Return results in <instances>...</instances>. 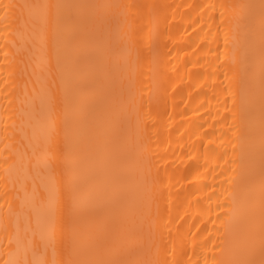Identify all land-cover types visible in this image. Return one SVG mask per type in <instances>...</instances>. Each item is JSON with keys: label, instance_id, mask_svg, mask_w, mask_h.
Masks as SVG:
<instances>
[{"label": "bare ground", "instance_id": "6f19581e", "mask_svg": "<svg viewBox=\"0 0 264 264\" xmlns=\"http://www.w3.org/2000/svg\"><path fill=\"white\" fill-rule=\"evenodd\" d=\"M66 3L120 6L88 10L104 55L87 88L119 158L108 212L143 235L139 258L218 264L238 171L241 95L234 12L221 5L259 0H0V8L17 6L7 18L0 11V264L24 258L17 239L31 241L29 264L69 258L48 227L49 177L65 192L67 183L62 42L51 24L41 33L38 9L24 7ZM49 95L59 134H49Z\"/></svg>", "mask_w": 264, "mask_h": 264}, {"label": "snow or ice", "instance_id": "6c2138e0", "mask_svg": "<svg viewBox=\"0 0 264 264\" xmlns=\"http://www.w3.org/2000/svg\"><path fill=\"white\" fill-rule=\"evenodd\" d=\"M13 7L17 6L3 5L0 11L7 18ZM24 7L38 9L41 33L51 24L54 39L62 42L56 57L66 78L59 115L60 132L68 146L64 153L67 183L65 192L55 173L49 177L52 198L48 227L53 244L59 233L67 251L69 258L63 264H156L136 255L143 246V235L134 234L126 219L108 212L115 196L119 158L105 138L103 123L95 115L96 101L87 88L90 68L104 55L93 35L88 10L120 6L66 3ZM221 7L234 12L232 60L240 65L241 95L238 171L230 193L231 215L221 221L223 234L218 247L222 258L218 264H264V0ZM48 106L49 134H59L54 96L49 95ZM82 144H87L86 150L81 149ZM16 243L24 258L14 264H29L31 241L25 244L17 239Z\"/></svg>", "mask_w": 264, "mask_h": 264}]
</instances>
